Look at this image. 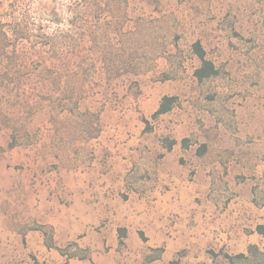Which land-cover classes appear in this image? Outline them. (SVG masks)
<instances>
[{"label": "rangeland", "instance_id": "obj_1", "mask_svg": "<svg viewBox=\"0 0 264 264\" xmlns=\"http://www.w3.org/2000/svg\"><path fill=\"white\" fill-rule=\"evenodd\" d=\"M54 1L64 0L26 3L37 15ZM115 1L95 73L73 77L84 100L75 114L62 111L51 66L33 62L40 51L49 63L45 50L27 44L32 59L7 66L17 72L0 89V264H145L158 249L151 264H226L221 253L264 252L254 233L264 225V0ZM195 42L219 72L203 84ZM164 96L178 106L152 119ZM84 112L98 114L94 138ZM13 131L26 144L9 150ZM40 227L88 258L48 250Z\"/></svg>", "mask_w": 264, "mask_h": 264}, {"label": "trees", "instance_id": "obj_2", "mask_svg": "<svg viewBox=\"0 0 264 264\" xmlns=\"http://www.w3.org/2000/svg\"><path fill=\"white\" fill-rule=\"evenodd\" d=\"M115 0H64L63 2L54 1L47 7L40 10L39 14L35 15L31 7L27 5L26 0H0V89L5 87V79L9 76H14L16 69L7 67L10 63L14 67H19L26 60H31L28 56H21L26 49V45L38 46V50H45V54L49 55V63L46 58L42 57L40 51L33 60L39 67H44L45 71H50L48 65L51 66V71L57 75L54 78V85L56 87L57 99L64 104L63 112L71 115L75 114L84 101L78 95V92L83 89L82 85L78 86V80L73 79L81 75L86 79L93 75L96 71L97 63H100V58L95 57L102 48V40L105 34V26L111 22L114 13V7H120V3L115 4ZM110 19V20H109ZM48 24L55 26L57 33H48ZM124 23L120 26L124 28ZM65 27V30L61 29ZM116 30V29H115ZM92 49V53L85 51ZM125 52V51H124ZM191 52L199 62V67L194 70L193 77L198 84H203L219 76L218 70L214 64L206 58V53L199 42L191 45ZM94 55V56H93ZM129 58V57H128ZM40 60V61H39ZM102 63V62H101ZM47 65V66H46ZM130 64H124V74L135 73L126 71V67ZM137 75V74H136ZM172 78L167 74H161L160 83L170 81ZM82 84V83H81ZM7 87V86H6ZM178 106V99L175 96H164L161 98L156 111L152 114V119H157L161 116L169 114ZM85 117L91 115L94 117L96 127H98L96 134H92L94 138L100 132L98 114H88L84 112ZM146 131L150 132L148 121L144 120ZM31 143V142H27ZM189 139H183L180 143L182 150L190 148ZM26 144L19 142L16 138L15 131L11 136V141L8 144V149L13 150L17 147ZM160 145L165 152L170 153L176 145L175 140L164 137L160 140ZM207 151L205 145H200L197 149L196 156L203 157ZM129 174L125 176V182L128 183ZM253 203L259 206L256 200V192L253 190ZM126 199V197H123ZM43 234L44 244L48 250H56L61 256L69 259L88 258V252L83 256L76 253H68L64 250L56 248L52 238L48 236L42 227L38 228ZM258 236L264 239V225H258L254 231ZM126 237V230H118V249L124 247V239ZM139 237L141 241L145 242L143 234L140 232ZM155 255L145 256V264H151L160 259L163 250H154ZM211 257L215 258L214 253H209ZM220 256L226 264H264V252L260 251L255 245H250L247 248L246 254H238L230 256L226 253H221ZM170 264H177L171 262Z\"/></svg>", "mask_w": 264, "mask_h": 264}, {"label": "crops", "instance_id": "obj_3", "mask_svg": "<svg viewBox=\"0 0 264 264\" xmlns=\"http://www.w3.org/2000/svg\"><path fill=\"white\" fill-rule=\"evenodd\" d=\"M255 231V230H254ZM255 233V232H254ZM256 234V233H255ZM257 235V234H256ZM260 237V236H259ZM263 239V238H262ZM248 248V247H247ZM246 252H247V249H246Z\"/></svg>", "mask_w": 264, "mask_h": 264}]
</instances>
